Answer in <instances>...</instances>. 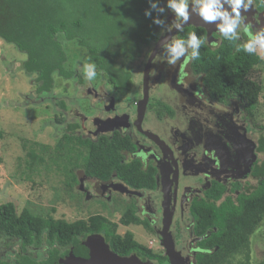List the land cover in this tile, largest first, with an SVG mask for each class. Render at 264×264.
<instances>
[{
	"label": "trees",
	"instance_id": "trees-1",
	"mask_svg": "<svg viewBox=\"0 0 264 264\" xmlns=\"http://www.w3.org/2000/svg\"><path fill=\"white\" fill-rule=\"evenodd\" d=\"M156 2L163 6L165 0ZM146 9L151 16H145ZM156 16L160 17V13L150 8L149 0H0V40L13 44L26 55L21 69L36 75L37 94L53 90L55 75L67 80L76 74L65 66L67 54L57 40V34L61 33L66 41H76L86 50L90 62L123 97L134 91V63L141 61L156 40L159 28L153 23ZM190 32L204 40L199 58L191 60V68L194 73H201L210 97L221 101L238 94L250 74L251 55L242 50L235 52L234 44L224 39L218 48L211 50L206 44V30L200 26L183 27L177 38L186 39ZM79 80L83 82L82 78ZM57 105L65 112L69 110L64 100ZM77 128L78 125L67 123L53 148L56 156L50 158L62 167L68 185L77 183L73 171L81 168L88 177L100 181L115 178L132 190L155 188V170L144 167L138 158H128L136 149L129 136L114 131L92 139L78 134ZM38 146L43 151L50 149L46 144ZM257 151L263 157L260 164L251 167V174L259 179L251 191L241 193L237 202L227 197L220 204L207 200L202 206L193 207L196 234L210 230L202 244L214 238L218 246L212 255H198L197 264H228L233 253L248 248L249 236L264 217V133L258 137ZM31 158V163L44 162L32 153ZM224 192V186L216 183L207 197L215 201ZM135 212L134 205L125 207L119 223L149 229L148 223ZM117 227V223L101 214L69 222L36 215L27 208L17 213L12 202L2 203L0 235L19 243L22 252L13 260L0 257V264H60L59 258L67 252L86 255L88 249L82 241L91 234H101L118 255L135 254L141 260L158 264L167 261L166 255L142 245L130 231L118 234ZM40 247L45 248L41 259L26 252L28 248Z\"/></svg>",
	"mask_w": 264,
	"mask_h": 264
},
{
	"label": "flooded vegetation",
	"instance_id": "flooded-vegetation-1",
	"mask_svg": "<svg viewBox=\"0 0 264 264\" xmlns=\"http://www.w3.org/2000/svg\"><path fill=\"white\" fill-rule=\"evenodd\" d=\"M166 11L165 19L168 25L174 20V15L171 11ZM243 26H248L253 32L264 27V0H254L242 28ZM242 28L239 30L241 39L238 42L240 43L247 40ZM177 33L172 38H177ZM157 40L151 44L153 47ZM221 43L222 38L217 31L211 34L209 40H206L211 50L218 48ZM162 50V47L159 48L150 62L148 97L145 105L142 103L143 91L142 97L135 102L134 107L128 103L125 107L126 111H120L117 101H123L133 92L122 97L113 88L115 96L108 94L105 90L102 94H98L95 89H91L90 96L97 102L103 101L101 108H94L90 116L78 114L75 120H67L64 127L67 123H74L78 125L76 129L78 134L92 139L114 131L132 139L136 149L135 152L128 154V158H138L144 167H152L155 170L154 189H139L137 191L140 194L128 195L115 188L117 183H122L117 179L100 181L84 173L77 182L80 180L82 185L84 181L92 180V190L83 188L84 195L90 198L101 196L109 200L111 195L119 194L133 199L128 206L134 205L136 215L148 223L147 230L153 231L160 243L162 234L171 236L175 251L177 247L183 257L181 264H197L198 255H212L218 246L214 238L202 244L201 240L209 237L210 230H206L201 235L196 234L193 207L195 204L202 206L203 203H207V200L220 204L227 197L237 202V197L241 193H247L254 187L249 181H245V185L242 186L243 180L257 179L259 181L251 174V167L255 163L260 164L262 158L258 156L260 153L257 151L258 138L252 141L247 136L249 108H245L240 90L238 94L230 95L221 101L211 98L202 83L201 73L193 72L191 61L185 63L182 58L176 65L163 69L162 79L165 80L170 92L164 93L162 99L151 96L152 84L160 81L162 75L161 69L156 74L152 70L153 63ZM150 52L147 53L146 63ZM76 75L79 76V73L76 72ZM197 79L199 82L196 81ZM234 103H237V106L232 107ZM153 121L166 124L173 122L170 136L166 138L158 130L149 127L148 123ZM184 178H191L192 181L184 183ZM196 181H198L197 184ZM216 183L223 185L225 192L214 201L209 199L207 194ZM184 219L189 220L186 225ZM167 220L169 225L166 230H163V221ZM183 228L187 234V241L179 248L178 235L182 233ZM212 230L215 231V227ZM249 245L250 242L248 247ZM163 252L165 255L164 247ZM67 253L60 258L66 257ZM238 253H233L232 257ZM75 256L86 258L88 251L86 255ZM151 262L153 261H150V264ZM166 262L169 263V260L167 259Z\"/></svg>",
	"mask_w": 264,
	"mask_h": 264
},
{
	"label": "rangeland",
	"instance_id": "rangeland-1",
	"mask_svg": "<svg viewBox=\"0 0 264 264\" xmlns=\"http://www.w3.org/2000/svg\"><path fill=\"white\" fill-rule=\"evenodd\" d=\"M163 6L165 12L160 13V18L165 21V26H159L156 39L167 31L165 2ZM195 15L194 22L198 23L199 18L196 19ZM191 26L195 25L192 23ZM207 28L211 34L216 32L214 24H207ZM57 40L67 54L66 68L78 72L80 76L76 75L64 80L55 75L53 90L42 94L35 92L36 75L27 74L21 69L26 55L18 51L13 44L0 40V204L12 202L17 213L27 208L36 215H50L55 219H64L69 222L86 219L93 214H101L118 224L116 230L118 234L122 235L130 231L139 243L163 255V246L153 231L147 230L142 225L125 226L119 223L122 212L133 199L119 194L111 195L109 200L101 196L92 198L85 196L83 188L92 190V180H86L82 185L79 180L70 186L67 184L68 179L62 167L50 160L51 157L56 156L57 152L53 148L63 134L66 121L75 120L78 114L90 116L94 108H101L103 101L94 100L89 90L95 89L98 94H102L105 90L108 94L115 96L103 72L96 69L97 75L92 81L84 78L83 65L90 62L85 49L79 47L76 41H66L61 33L57 34ZM152 47L153 45L149 47V52ZM147 53L141 61L134 63V91L123 101H117L120 111H126L125 107L128 103L134 107L135 102L142 97V80ZM164 55L162 50L152 68L154 74L159 69L162 70L160 81L153 83L150 89L151 96L158 99H162L163 94L169 91L165 80L162 79L163 69L170 66L164 60ZM79 78H83L84 81L80 82ZM196 81L199 82L198 79ZM240 93L245 108H249L247 136L252 141H256L259 135L264 133V57L261 55H251L250 74L246 77ZM59 100H64L69 106L67 112L57 105ZM234 106H237V103L232 105ZM172 124L173 122L166 124L154 121L148 123L149 127L158 130L166 138L170 136ZM39 144H46L50 149L43 151L39 148ZM31 153L42 157L44 162L33 163L32 161L31 163ZM258 156L260 159L263 157L260 153ZM73 173L78 179L83 170L76 168ZM184 180V183L192 181L191 178H184ZM245 181H249L251 186H255L258 182L257 179H246L241 182L242 186L245 185ZM184 220L186 225L189 220ZM186 235L183 228L182 233L178 235V247L187 241ZM249 242V247L234 255L228 264L264 262V217L250 236ZM44 250L43 247L28 248L26 252L41 259ZM21 252L19 243L0 235V257L13 260ZM176 252L182 262L183 257L177 247ZM151 264L158 263L153 261Z\"/></svg>",
	"mask_w": 264,
	"mask_h": 264
},
{
	"label": "clouds",
	"instance_id": "clouds-1",
	"mask_svg": "<svg viewBox=\"0 0 264 264\" xmlns=\"http://www.w3.org/2000/svg\"><path fill=\"white\" fill-rule=\"evenodd\" d=\"M254 0H165L167 10L174 15V20L166 26L167 31L173 28L182 32L184 24H187L194 13L206 24H214L216 31L222 39L230 41L235 46V52L241 50L252 55L257 54L264 57V27L253 32L245 25L247 13L250 11ZM150 8L163 14L165 7L156 0H149ZM145 16H151L149 10H145ZM153 23L165 26V21L159 16L153 17ZM247 36L243 43H237L241 39L240 29ZM204 40L198 38L195 32H190L186 39L169 38L162 42L164 60L169 65H176L179 60L185 63L196 60L200 56V48ZM84 78L92 81L96 75V65L85 63L82 68Z\"/></svg>",
	"mask_w": 264,
	"mask_h": 264
},
{
	"label": "water",
	"instance_id": "water-1",
	"mask_svg": "<svg viewBox=\"0 0 264 264\" xmlns=\"http://www.w3.org/2000/svg\"><path fill=\"white\" fill-rule=\"evenodd\" d=\"M194 13L191 14V18L187 24H184L183 27L189 26L192 23L195 26H200L205 28L207 33V40L210 39L211 31L209 28H207V24L200 19L199 16L195 15V18H199L198 23L194 22ZM178 31H176L175 28H173L171 31L166 32L163 36H161L153 49L151 50L148 61L144 68L143 73V80H142V91H143V104L145 105V102L147 101L148 97V70L150 66V62L156 55L159 48H161V44L163 41L172 38ZM115 188L124 194L128 195H138L140 194L137 190L129 189L127 186H125L123 183H117L115 185ZM169 225V220L163 221V230L167 229V226ZM83 246H85L88 249V257H78L75 256L72 252H69L68 255L62 259H59L60 264H150L149 260H141L137 255L131 254L128 256H121L116 253H114L109 245L105 242L104 237L101 234H91L84 238L82 241ZM161 245L165 249V255L167 259L169 260L170 264H181L179 255L174 249V243L171 239V236L162 234L161 235Z\"/></svg>",
	"mask_w": 264,
	"mask_h": 264
}]
</instances>
